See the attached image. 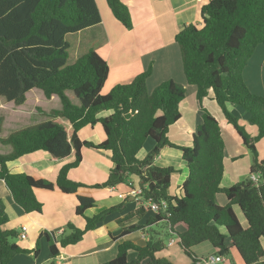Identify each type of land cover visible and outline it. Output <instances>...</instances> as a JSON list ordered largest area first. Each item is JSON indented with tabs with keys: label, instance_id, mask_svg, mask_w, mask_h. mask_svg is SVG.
Instances as JSON below:
<instances>
[{
	"label": "trees",
	"instance_id": "1",
	"mask_svg": "<svg viewBox=\"0 0 264 264\" xmlns=\"http://www.w3.org/2000/svg\"><path fill=\"white\" fill-rule=\"evenodd\" d=\"M107 2L114 16L131 29L129 7L122 0ZM201 12V25L189 24L176 36L186 83L197 87L202 113V122L193 133V144L186 146L172 142L168 136L170 127L182 117L181 105L186 99L184 84L170 79L150 91L147 79L151 71H147L103 94L109 65L95 49L73 64L68 63L70 43L66 36L102 21L96 0H0V96L22 105L27 93L39 88L48 98L58 95L63 105L50 112L38 108L49 116L48 120L16 130L8 137L0 136L2 143L13 148L8 154L0 153V179L6 182L20 207L26 212H42L37 189L52 190L56 185L63 193H76L84 184L71 179L69 172L82 162L83 148L105 150L110 152L113 167L108 179L93 187L116 186L133 175L143 188L145 200L168 201V211L154 213L147 224L165 221L171 233L177 234V243L191 258V264H197L200 259L193 247L205 242H210L217 248L216 253L224 256L234 248L243 264H264V160L257 148L264 138V95L252 92L244 78L250 58L264 44V0H209ZM69 90L78 98V104L67 94ZM211 91L215 92L228 122L248 147L252 155L250 176L260 174V183L250 178L230 187L222 186L226 144L220 122L204 105ZM228 103L250 114L249 122L257 127V135H251L240 124L228 110ZM107 111L110 114L103 116ZM2 123L1 117L0 132ZM97 123L103 126L105 140L100 143L82 140L80 130ZM150 140L152 147L147 155L139 157ZM165 147L182 151L189 169L180 197L169 193L172 176L178 169L156 164V157ZM37 150H45L61 161L73 157L61 168L55 184L10 171V161ZM219 193L227 196L225 205L218 203ZM95 205L93 198L78 196L76 214L83 216L86 224L80 228L68 223V233L58 240L60 246L79 242L107 215L121 209L116 206L93 217L86 216L85 211ZM234 206L239 208L246 224L241 222ZM145 211L146 207L141 206L126 219ZM8 222L5 204L0 199V264H10L15 256L28 252L15 242L18 234L7 228ZM178 225L185 230L177 232ZM142 228L143 225L135 224L125 232ZM53 234L45 233L51 241L52 258L56 259L60 249ZM164 248V241L157 237H151L145 246L125 241L119 245L114 259L100 264H175L158 256ZM131 250L137 253L133 260L129 258Z\"/></svg>",
	"mask_w": 264,
	"mask_h": 264
},
{
	"label": "crops",
	"instance_id": "2",
	"mask_svg": "<svg viewBox=\"0 0 264 264\" xmlns=\"http://www.w3.org/2000/svg\"><path fill=\"white\" fill-rule=\"evenodd\" d=\"M122 1L129 7L133 27L126 28L114 16L107 0H96L102 21L66 36L70 43L68 63L73 64L89 50L95 49L109 65V75L102 89L103 94L109 93L115 85L129 83L147 71H151L147 79L150 91L163 81L170 79L184 84L186 99L181 105L182 117L170 127L168 136L176 144L191 146L193 133L202 122V113L197 100V87L186 83L181 49L176 36L189 24H202V7L209 0ZM244 78L252 92L264 95V44H260L250 58L244 70ZM67 94L74 103H79L73 91L69 90ZM204 105L220 122L226 144L222 186L230 187L250 179L252 155L237 130L228 122L223 109L215 99L214 91H211L204 100ZM62 106L58 95L48 98L39 88L30 90L27 93L26 102L22 105H16L0 96V118H3L0 136L8 137L16 130L48 120L49 116L42 114L38 108L50 112L53 109H61ZM227 108L251 135L258 134L257 127L249 122L250 114L246 110L232 103H228ZM11 124L13 126L9 128ZM79 135L82 140L95 143H100L106 138L101 123L85 126L80 130ZM151 147L152 145H148L146 150L144 148L139 153V157H145ZM257 148L260 158L264 160V138L258 142ZM12 149L10 144L0 141L1 154H8ZM82 153V162L78 167L70 170L69 176L83 183L84 186L73 194L63 193L56 185L52 190H35L38 200L43 203L42 212H26L15 202L6 182L0 179V199L4 202L9 217L6 226L18 234L15 242L28 251L15 256L10 264H48L54 260L61 264H100L114 259L121 243L131 241L137 246H145L151 237L164 241L165 248L158 253L159 257L169 258L175 264H191V258L183 255L185 252L179 243L170 245V240L178 236L176 233H171L168 224L165 221H159L148 225V219L154 215V212L148 210L145 200L128 195L131 187H140L138 178L132 175L128 177L127 182L116 186L93 187L108 179L113 167L111 155L108 151L91 147H84ZM71 160L73 157L67 161L54 159L49 152L37 150L10 161L8 167L12 173H27L37 179H46L55 184L61 168ZM156 164L175 166L178 169V172L172 176L169 193L179 197L183 195V184L189 175V169L182 158V151L165 147L156 157ZM79 195L96 201L94 207L85 211L88 217L116 206H121V209L107 215L103 222L88 231L79 242L62 247L58 240L61 235L68 233L66 229L68 223H73L80 228H84L86 224L85 218L76 214ZM217 201L225 205L228 198L224 193H219ZM141 206L146 207L143 214H136L126 219L129 213ZM234 208L241 222L246 224L243 215L240 216L238 212L239 208L237 206ZM135 224L143 225L144 228L125 232L127 227ZM23 225L28 227L26 239L19 238ZM158 225L167 227L168 239H164L162 232L155 229ZM175 230L180 233L185 228L178 225ZM46 232L54 233L55 238L52 237V239L60 249L56 259L52 258L51 241L45 235ZM262 244L264 246V237ZM193 250L199 258L217 252V248L210 242L194 246ZM136 256V251L129 252L131 260ZM225 258V264H229L228 256ZM239 264H243L241 257Z\"/></svg>",
	"mask_w": 264,
	"mask_h": 264
},
{
	"label": "built area",
	"instance_id": "3",
	"mask_svg": "<svg viewBox=\"0 0 264 264\" xmlns=\"http://www.w3.org/2000/svg\"><path fill=\"white\" fill-rule=\"evenodd\" d=\"M251 180L256 182V183H260L262 180V177L260 174L258 173H254L250 176ZM132 189L130 190L128 195H131L133 197H138L141 200H145L143 197V188L141 187H131ZM121 196H123L121 194ZM146 207L148 208V210L154 212V213H159L161 211L163 212H167L169 209V203L166 200H162L161 202H157L154 199H146ZM168 215H171L170 213H168ZM28 237V227L26 225H23L21 227L20 233H19V238L20 239H26ZM177 238H172L170 240V245H173L177 242ZM226 262V258L224 255H221L219 253H215V254H210L206 257L200 258L197 262V264H225ZM56 264H61V263H56Z\"/></svg>",
	"mask_w": 264,
	"mask_h": 264
},
{
	"label": "rangeland",
	"instance_id": "4",
	"mask_svg": "<svg viewBox=\"0 0 264 264\" xmlns=\"http://www.w3.org/2000/svg\"><path fill=\"white\" fill-rule=\"evenodd\" d=\"M110 114V111H107V112H104V114H103V116L105 115H109ZM11 126H13V124H11V125H9V128H12ZM148 145H152V141L150 140V141H148ZM148 145H147V147H148ZM147 147L145 148V150L147 149ZM144 150V151H145ZM143 151V152H144ZM142 152V153H143ZM238 212H239V214H240V216L242 215L241 214V212H240V210L238 209ZM243 217V216H242ZM157 225V224H156ZM155 225V226H156ZM166 226H164V225H158L157 227H155V229H158V230H160L161 232H162V234H163V238L164 239H168V234H167V232H166ZM162 229H163V231H162ZM176 248H178V247H176ZM183 255H185V256H187L185 253L183 254ZM188 257V256H187ZM189 258V257H188ZM228 259H229V264H239L240 263V256H239V254H238V252H236L235 250H232L231 251V253L228 255Z\"/></svg>",
	"mask_w": 264,
	"mask_h": 264
}]
</instances>
